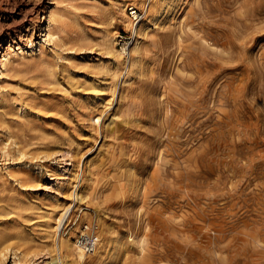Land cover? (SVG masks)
<instances>
[{
	"label": "rangeland",
	"instance_id": "rangeland-1",
	"mask_svg": "<svg viewBox=\"0 0 264 264\" xmlns=\"http://www.w3.org/2000/svg\"><path fill=\"white\" fill-rule=\"evenodd\" d=\"M132 1L0 0L1 264H48L43 215L71 203L58 235L98 224L107 264H264V0ZM125 2L134 67L135 28L118 62L100 40Z\"/></svg>",
	"mask_w": 264,
	"mask_h": 264
},
{
	"label": "bare ground",
	"instance_id": "bare-ground-1",
	"mask_svg": "<svg viewBox=\"0 0 264 264\" xmlns=\"http://www.w3.org/2000/svg\"><path fill=\"white\" fill-rule=\"evenodd\" d=\"M125 1H127V0H125ZM135 1L136 0L132 1L133 5L137 4ZM160 1L161 0H152L151 5H148V7L150 6L149 7L150 15L149 16L147 15L148 16L147 20H150L151 16L156 17V15H158L160 13V10H161ZM127 4H129V3L125 2V3H122L121 5L120 4L117 5L118 9H119L120 16H121V21H116L115 13L113 15H111V18H109V21H107V25H105L106 27L104 26L105 29L103 30L104 32L102 34V39H100V40H103V43L105 44V47H106V50L108 51V53L112 54L116 58V61L118 62V60L120 58V52L118 51V49L116 47V43H115V38L116 37H115V33L112 32V26H114L116 23L124 22L126 26H128V27H130L132 29L135 28V32H136V35H138V38H140V37H143V38H141V40H137L135 45L132 48V55H133L132 66L134 67L136 65V63L140 60V57H141V54H142V50L144 49V45H145V41H143V39L145 38L147 29L149 28V26L146 27L144 25L145 27H142V31L138 32L139 25L136 24V27H135V22H132V21L129 20V15L126 12V10L129 8L127 6ZM20 10L22 11V9H20ZM63 14H61L55 8H53L50 11L48 23H47V25H45L43 27V32H45V35H47L48 38L53 37L56 34V27L57 26H61V25H65V24L71 23V21H66V20H68V16L67 15L64 16ZM76 18H78V17H76ZM107 20H108V18H107ZM154 24H157V22H155ZM118 26H119V24H118ZM142 32H143L144 36L141 35ZM15 55H17V52L15 53ZM20 58L21 59H27V56L22 54L20 56ZM16 60L17 59L14 56H12L11 53H6V54H4V57L2 59V64H3V66H6L9 63L16 62ZM103 67H104V65H103ZM99 68H100V66H99ZM111 92H112V96H111L110 99L107 100V102H106L107 104L110 103V101H112V99H114L116 97V95H117V86H116L115 89H112ZM97 97L100 98V99L106 100L105 98L102 97V94H99V92L97 93ZM95 119H96L97 122H100L101 121V116L98 115ZM71 157H72V155H71ZM69 164L73 165V167H74L75 163L72 160ZM88 167H89V171L87 173V180H88V182H91L94 179V177H92L93 172H92V170H90V165ZM72 170H73L72 168H66L67 173L68 172L72 173ZM63 178H65V177H63ZM60 179H62V178H60ZM70 179H71V177L69 175L68 176V182L70 181ZM91 187L93 188V186L90 185V188ZM94 189H96V188L94 187ZM94 189L92 190V194L93 193L97 194V192H95ZM86 190H88V189H86ZM89 196H90L89 193H85V192L82 193L81 192L79 194H76L75 197H76V199H78V201H83L85 198H88ZM57 201H58V199H56V202ZM71 208H72V203L70 205H67V206L61 208L60 211L56 210V207H55V209L53 211L52 210L49 211V214H47V216L43 215L44 223L46 225L45 226L46 236H45V238H42V242H40L39 244H37L33 248L32 257H38V256H42V254H44V255H46V258L49 259L48 264H107L109 262L108 259H109V256L111 254H109V255H108V253L105 254V255L102 254V249H106L107 246H108V243H110V241H112L109 237H107V236L103 237L104 238V244H101V245H100L101 240H99V242H98L99 245L97 246L96 250L92 253L93 255L96 253L95 256H97V257H95L94 259L90 258L88 260L87 258L90 255H86L84 253L82 248L72 239L71 235H67V236H62L61 234L58 235L59 229H60V227H61V225H62V223H63V221L65 219V216H66L67 212L69 211V209H71ZM52 234L54 235L53 240L55 242L53 249L50 248V244L43 243L44 241L47 240L46 237H49V235H52ZM55 234H56V237H55ZM13 236H15V235H13ZM22 241H24V239ZM38 241H39V239H38ZM254 242H255V240H254ZM121 244H122V242L120 241V246H122ZM139 244H140L139 245L140 249L144 251L145 244H146V239H143L142 241H140ZM1 247L2 246H0V249H1ZM118 249H119V247H118ZM62 252H63V254H62ZM17 253H18V251H17ZM116 254H117V251H116ZM136 254H137V252H136ZM93 255H92V257H93ZM2 261L3 260L1 259L0 260V264L2 263Z\"/></svg>",
	"mask_w": 264,
	"mask_h": 264
},
{
	"label": "built area",
	"instance_id": "built-area-1",
	"mask_svg": "<svg viewBox=\"0 0 264 264\" xmlns=\"http://www.w3.org/2000/svg\"><path fill=\"white\" fill-rule=\"evenodd\" d=\"M130 11L135 20H139L140 17H141L140 19H142L143 17L142 13L138 11V9L134 7H130ZM84 228L85 229L81 232V234L77 238V244L82 248V250L84 251L86 255H90L96 250L98 246L99 226L96 223H91V224L85 225Z\"/></svg>",
	"mask_w": 264,
	"mask_h": 264
}]
</instances>
